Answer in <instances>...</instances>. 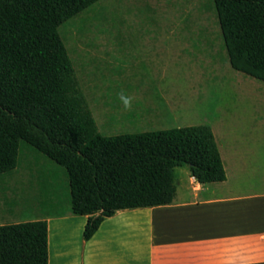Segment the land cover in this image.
<instances>
[{
    "label": "trees",
    "instance_id": "1",
    "mask_svg": "<svg viewBox=\"0 0 264 264\" xmlns=\"http://www.w3.org/2000/svg\"><path fill=\"white\" fill-rule=\"evenodd\" d=\"M96 1L0 0V178L21 141L63 167L85 240L117 210L171 203L176 167L200 183L226 179L207 124L98 131L58 30ZM212 1L230 66L264 82V0ZM0 264H48L47 221L0 224Z\"/></svg>",
    "mask_w": 264,
    "mask_h": 264
},
{
    "label": "rangeland",
    "instance_id": "2",
    "mask_svg": "<svg viewBox=\"0 0 264 264\" xmlns=\"http://www.w3.org/2000/svg\"><path fill=\"white\" fill-rule=\"evenodd\" d=\"M58 30L101 134L207 124L229 181L236 168L264 178V82L230 66L212 0H97ZM135 34L144 37L122 39ZM233 147L242 167L229 163ZM187 170L176 167L174 181ZM68 208L64 168L21 141L17 167L0 178V224Z\"/></svg>",
    "mask_w": 264,
    "mask_h": 264
},
{
    "label": "crops",
    "instance_id": "3",
    "mask_svg": "<svg viewBox=\"0 0 264 264\" xmlns=\"http://www.w3.org/2000/svg\"><path fill=\"white\" fill-rule=\"evenodd\" d=\"M233 151L229 163L242 167ZM241 171L200 183L188 169L174 181L171 203L117 210L88 240L87 216L70 208L36 216L47 221L48 264H264V187H254L264 178Z\"/></svg>",
    "mask_w": 264,
    "mask_h": 264
},
{
    "label": "clouds",
    "instance_id": "4",
    "mask_svg": "<svg viewBox=\"0 0 264 264\" xmlns=\"http://www.w3.org/2000/svg\"><path fill=\"white\" fill-rule=\"evenodd\" d=\"M121 100L123 102V107L127 110L131 108L132 105V97L121 95Z\"/></svg>",
    "mask_w": 264,
    "mask_h": 264
},
{
    "label": "bare ground",
    "instance_id": "5",
    "mask_svg": "<svg viewBox=\"0 0 264 264\" xmlns=\"http://www.w3.org/2000/svg\"><path fill=\"white\" fill-rule=\"evenodd\" d=\"M240 232H242V231H240Z\"/></svg>",
    "mask_w": 264,
    "mask_h": 264
}]
</instances>
